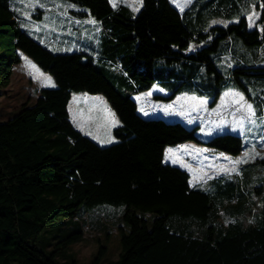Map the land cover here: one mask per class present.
<instances>
[{"label":"trees","instance_id":"obj_1","mask_svg":"<svg viewBox=\"0 0 264 264\" xmlns=\"http://www.w3.org/2000/svg\"><path fill=\"white\" fill-rule=\"evenodd\" d=\"M61 1L69 15L100 21L98 55L53 50L20 23L19 0H0V85L21 53L55 82L0 121V264H264V188L254 187L261 198L255 214L256 201L235 177L191 187L185 169L162 161L165 145L184 140L235 155L241 136L202 139L197 124L142 116L132 97L156 83L167 94L155 98L188 92L212 106L235 88L264 115V0H191L182 11L170 0H142L134 15L109 0ZM47 2L32 15L40 19ZM252 2L258 17L248 27ZM219 17L227 22L212 21ZM113 61L126 74L123 92L100 69ZM77 90L104 96L120 121L115 141L100 145L72 123L68 102ZM100 203L123 206L128 229L120 227L116 259L57 260L53 249L43 250L48 225ZM81 236L71 231L62 245Z\"/></svg>","mask_w":264,"mask_h":264},{"label":"rangeland","instance_id":"obj_2","mask_svg":"<svg viewBox=\"0 0 264 264\" xmlns=\"http://www.w3.org/2000/svg\"><path fill=\"white\" fill-rule=\"evenodd\" d=\"M190 1L177 0V4L181 8L183 5H188ZM19 2L20 23L26 30L31 31L38 26L46 25L45 21L32 15V11H35L34 7L43 5L42 0H19ZM247 13L249 14L248 27H252L258 17V10L254 4L249 6ZM215 21L223 24L227 22L223 17L216 18ZM21 55L23 60L12 66L8 82L0 85V121L11 117L21 104H31L41 85H55L53 77L48 72L43 71L25 54L21 53ZM259 62L264 63V53L259 57ZM105 64L100 69L119 91H125L127 84L122 81V76L125 77L126 74L120 63L113 61ZM31 65H35V68ZM49 78L51 85L48 84ZM159 88L164 90L160 85L153 83L150 88L134 94L137 110L144 117L179 120L188 127L198 123L199 128L195 133L200 138L223 132L238 133L241 136L243 149L232 157L235 161L232 170L226 172L217 170L215 178L220 181L226 177H235L240 187L245 189V194L251 200L256 201L255 214H259L261 198L254 187L261 185V188H264L262 185L264 183V163L257 159L264 158V116L252 115L247 103L244 106L241 105L235 93L237 89L230 88L221 95L216 108V110L221 108L219 110L221 113L205 114L202 111L206 108V100L210 106L206 97H198L193 93L190 95L180 93L178 100L171 103L151 100L150 94L160 90ZM228 102H231V108L224 107ZM236 102L239 103L237 109L233 107ZM247 102L250 105V101ZM68 109L73 124L98 144L106 145L116 140L111 130L120 121L101 93L72 91ZM116 121L118 123H115ZM195 145L201 147L194 148ZM166 147V156L173 160L171 164L188 167L193 178L197 177V168L207 163L210 164L214 158L219 160L226 157L222 151L211 150L206 145L193 140L178 142ZM169 149L173 151L169 152ZM240 164L239 171H235ZM122 208L121 204L100 203L84 212L78 211L73 216L60 217L41 231L40 245L46 252L53 249L57 260L74 258L90 262L94 256L98 257L100 263L114 260L119 256L120 251L122 232L120 227L122 226L124 231L128 229V225L124 224L119 217ZM78 229L82 231V236L62 245L68 233Z\"/></svg>","mask_w":264,"mask_h":264},{"label":"crops","instance_id":"obj_3","mask_svg":"<svg viewBox=\"0 0 264 264\" xmlns=\"http://www.w3.org/2000/svg\"><path fill=\"white\" fill-rule=\"evenodd\" d=\"M37 1H40V0H37ZM42 2H43V0H42ZM170 2L176 7V9L178 11H182L187 6V5L186 6L183 5L180 8L177 4V0H170ZM47 3L49 6L46 7V10L43 12L42 17L40 18L43 21H45L46 25H43L44 27L38 26L36 29L31 30L30 32L34 35V37L38 38L43 43L48 44L55 51H64V50H72V49L79 48V49H82L85 51H90V52L98 55L100 52L101 44H102L101 34L103 32V30H102L103 27H102V24L100 23V21L93 19V18H89V17L78 18V17H74V16L69 15L67 12V8L70 6V4L67 2H63L61 0H48ZM109 3H110L113 10H120L121 9V10L126 11L128 14L134 15L140 9L141 4H142V0H109ZM33 4H34V2H33ZM251 4H254V3L253 2L250 3L249 6ZM247 19L249 20V14L248 13H247ZM212 21H215V19ZM215 22H217V21H215ZM217 23H219V22H217ZM221 24H223V23H221ZM22 60H23V56L21 55V61L20 62H22ZM228 89H230V88L223 90L219 94L216 102L212 106H208V104H207L208 101L206 100V102H205L206 108L202 112L205 114H219V113H221L219 111L221 108L218 110H216V108L218 107V102L220 100L221 95ZM233 89H235V88H233ZM238 91L235 93H237L236 96L239 97V100H240L239 102L242 103L241 105L244 106L245 103H247L249 105V103L247 102L249 100L246 99L240 91L239 92ZM180 93H183L186 95L192 94V93H188V92H178L170 100H162V99L155 98V94L166 95L167 90L166 89H164V90L160 89L158 91L152 92L150 94V96H151L150 99L151 100L155 99L159 102H167V103L170 102L171 103L178 98ZM134 94H132V97L134 96ZM35 97H34V99H35ZM241 97H242V99H241ZM133 99H134V97H133ZM207 99L209 100V98H207ZM245 99L247 101H245ZM237 104H239V103L236 102L233 104V107H236V109L239 108V106ZM250 105H251V111L253 113L252 115L259 116V117L264 116L263 114L262 115H256L254 110H253L251 102H250ZM226 106H227V108H231L230 107L231 102L225 103L224 107H226ZM137 108H138V106H137ZM194 124H197L198 128H199L198 123H194ZM236 134H238V133H236ZM202 139H205V138H202ZM184 141H191V140H184ZM166 146L167 145H165V147L163 149L162 161L165 163L171 164L173 162V160H170L166 156L167 155V152H166L167 147ZM185 147H189V146H185ZM193 147L199 148L201 146L195 145ZM206 147H208L211 150H215L214 148H212L210 146L206 145ZM219 151H222V150H219ZM222 153H224L223 155H226V157H224L222 159L220 158L219 160H216V158H214L210 164L207 163V164L202 165L200 168H197V172H196L197 177L196 178L192 177V174H191L190 170L188 169V167L180 166V168L185 169L189 174V177H188L189 186L193 187V186H198L200 184H204L207 180L214 178L216 176L217 170H220L222 172L232 170V167L234 166V163H235V161L232 160V157H234L236 154L232 155V154L227 153L226 151H222ZM172 165H175V164H172ZM176 166H178V165H176ZM240 166H241V164L239 165V168L235 171H239ZM192 178L195 180H193Z\"/></svg>","mask_w":264,"mask_h":264},{"label":"snow or ice","instance_id":"obj_4","mask_svg":"<svg viewBox=\"0 0 264 264\" xmlns=\"http://www.w3.org/2000/svg\"><path fill=\"white\" fill-rule=\"evenodd\" d=\"M31 67L35 68V65H31ZM48 84L51 85L50 78L48 79ZM241 99H242V97H241ZM248 110L251 111V105H248ZM115 123H118V121H116ZM168 151L169 152H172L173 150L172 149H169Z\"/></svg>","mask_w":264,"mask_h":264}]
</instances>
